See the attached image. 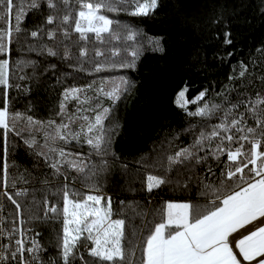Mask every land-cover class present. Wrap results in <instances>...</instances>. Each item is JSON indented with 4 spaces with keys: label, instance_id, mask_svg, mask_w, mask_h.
Segmentation results:
<instances>
[{
    "label": "snow or ice",
    "instance_id": "obj_1",
    "mask_svg": "<svg viewBox=\"0 0 264 264\" xmlns=\"http://www.w3.org/2000/svg\"><path fill=\"white\" fill-rule=\"evenodd\" d=\"M45 3L49 11L46 15L41 11L44 19L36 23L30 36L35 42L46 35L54 45L41 43L39 49L30 45L38 56L55 57L62 62L74 60L68 66L89 76L101 72L123 73L104 77V85L99 88H95L94 79L79 87H65L59 112L56 113L60 116L59 124L52 119L44 122L36 121L31 116L27 118L29 125L39 126L45 141L39 144L31 135L22 137L30 154L37 161L43 158L45 166L52 169L53 178L58 179L63 175L67 180L70 169L78 174V177H73V182L79 178L80 183L90 189V194H84L74 187L70 191L67 183L63 185L62 236L57 244L58 259L49 258L48 264H136V261L129 259V252L125 248L126 222L122 218H114L119 213L114 212L111 197L105 198L102 194L100 182L108 174V158L114 163L120 160L112 150L121 130V124L118 118L113 117V112L119 102L135 95L137 82L127 73L138 71L137 63L145 49L137 45L138 30L104 13L123 12L131 17L148 18L158 13L162 0H31L28 7L40 11ZM13 10L14 0H0V17L8 23L4 30H0V130L4 135L5 188L8 185V135L15 132L13 122L21 117L19 112L10 111L9 90L13 85L9 75L10 61L5 58L10 56L9 46L13 35L10 16ZM225 11L227 9L222 8L220 14L211 20L208 30L214 32L215 39L227 47L233 45L231 30L225 27L222 41L219 38V25L225 22ZM261 13L264 14V8ZM22 14L16 15L17 34L21 32ZM175 23L178 29L192 27L197 32L201 30V22L191 17L182 16ZM121 29L128 42L123 46L117 43ZM58 33L63 39L57 40ZM163 40V36L149 40L148 47L166 56L167 48ZM59 46L64 48L62 56L56 50ZM89 46L95 51L93 59L88 58ZM73 48L79 50V57L73 56ZM257 51L264 54V49ZM232 55L228 53L229 57ZM28 63L35 67V61ZM85 63L90 66L85 68ZM185 63L190 73L198 71L201 66L199 49H189ZM56 67L55 64H48L43 74L52 70L55 75ZM240 69L239 77H244L247 68L243 62ZM180 79L183 87L175 94V104L186 116L208 121L218 112L223 115L219 123L201 125L198 134L194 131L197 128L195 124L184 129V132L192 133V143L187 146L175 147L178 133L162 141L159 147L154 146L153 155L148 157L150 163H146L145 167L158 168L162 174H148L144 190L149 196H154L160 194L156 190H162L165 186L172 190L190 191L191 185L196 183L206 203L166 201L156 210L161 218L155 222L154 228L147 229L139 244L133 245L131 240L128 241L130 251L134 254L137 248L140 249L139 264H264V96L257 93L254 100L232 103L228 97L230 91L235 90L237 77L230 75L228 79L233 82L231 89H224L220 93L212 90L213 96L221 98L220 103L208 97V88L199 91L189 101L186 94L189 85L195 82L190 77L186 79L181 76ZM57 83H60L59 78ZM241 87H245L243 82ZM90 91L94 92L93 96L88 95ZM69 100L76 101L77 110L66 117V102ZM189 103L196 106L195 111L189 110ZM240 104H243L247 115L236 112ZM249 117L254 119L255 127L247 124ZM205 127H210L211 131H205ZM57 141L64 145L73 141L77 145L86 144L88 154L82 156L79 152H68L56 144ZM246 145H250V148ZM93 156L102 158V166L97 167L92 163ZM224 156L226 160L222 159ZM120 167L128 178V165L120 163ZM217 171L219 176L216 175ZM205 172L218 182L202 179L200 174ZM51 182L45 174L43 183L51 185ZM23 194L21 191H16L14 195L8 191L3 193L16 206L17 218L21 217L22 212L17 197ZM43 208L46 219L49 211L57 216L60 214L57 205H49L46 199ZM19 225L17 227L14 222L10 229L0 226V239L8 241L0 243V264H45L41 259L43 246L35 238L40 233L36 232L30 239L28 234L33 229L25 226L23 218L19 219Z\"/></svg>",
    "mask_w": 264,
    "mask_h": 264
},
{
    "label": "trees",
    "instance_id": "obj_2",
    "mask_svg": "<svg viewBox=\"0 0 264 264\" xmlns=\"http://www.w3.org/2000/svg\"><path fill=\"white\" fill-rule=\"evenodd\" d=\"M31 0H14V10L10 16V23L13 29L10 56L5 57L10 61V79L13 87L10 88V111L19 112L21 117L15 120V132L8 135V185L7 188L22 187L26 193L17 198L21 204V218L26 223L38 231L41 235V245L43 246V260L48 264L49 258L58 259L57 244L62 236V207H63V185L71 183L73 177L78 174L73 170H68L67 180L61 175L58 179L51 176L52 169L46 167L43 158H37L27 150L24 139L29 135L33 136L39 144H44V134L38 125H29L27 118L31 116L36 121L55 120L60 123L59 104L62 99V92L65 87L82 86L95 80V87L98 82L104 85V77L109 75H119L123 73H93L92 76L84 72L74 71L68 66L75 61L62 62L55 57L38 56L31 48L14 45L18 34L15 32L16 15H21L20 27L26 17L35 10L28 7ZM46 4V3H45ZM226 8L224 21L219 25V38L223 39L225 27L231 30L233 45L225 47L215 39V33L208 30L211 20L220 14V10ZM264 0H162V7L156 15L148 18H136L126 13L113 14L104 13L109 18L118 20L121 24L130 25L138 30L136 37L137 45H142L145 49L137 63V72H128L132 79L137 82L135 95L119 102L113 112V117L118 118L121 130L116 137L112 150L120 158L119 162L109 163L117 168L120 163L128 165V169L143 175L162 174L158 168L145 167L150 163L148 157L153 155V147H159L162 141L170 139L173 133H178L175 147L187 146L192 143V133L183 130L190 124L197 125L194 130L196 134L200 131L201 125H211L220 122L223 113H216L210 120L203 121L200 117H188L176 106L175 94L183 87L181 76L194 81L189 85L186 98L191 101L199 91L208 88V97L220 103L221 98L213 96L224 89H231L233 82L229 81L230 75L237 77L234 87L230 91L228 99L232 103L240 100L247 101L255 99L257 93L264 96V54L258 49H264ZM238 13V15H233ZM182 16L191 17L201 22V30L197 32L192 27L177 28L175 21ZM8 23L0 17V30H4ZM163 36V43L167 48V55L162 56L158 52H153L148 47V41ZM123 46L126 41L123 30H120V40L117 41ZM191 48L200 51V67L198 71H189L187 64V52ZM64 51V50H63ZM61 52V56L63 55ZM74 57H79V50L71 49ZM231 52L233 55L228 56ZM110 55V53H108ZM88 58H95V51L89 46ZM29 61H35V67ZM247 68L244 77H239L240 64ZM48 64H55L56 74L48 70L43 74ZM90 65L84 64L85 68ZM235 69V72H234ZM24 77V79H21ZM59 78L60 83H57ZM42 81L38 83L37 81ZM243 82L245 87H241ZM19 85V87H16ZM179 86V87H178ZM30 89V90H29ZM243 93L238 96L237 93ZM2 99V94H0ZM73 102H66V117L73 115ZM2 106V105H0ZM104 106H108L105 103ZM190 111H195L196 106L189 103ZM237 113H246L243 104L236 109ZM247 124L255 127L254 119L248 118ZM107 123V122H106ZM205 131H211L210 127H205ZM15 133H20L16 135ZM56 144L64 147L63 143L57 141ZM250 148V145H246ZM174 149H169L173 151ZM226 160V156L222 157ZM139 161V163H138ZM4 135L0 130V188L4 187ZM139 170V171H137ZM45 174L51 179V185L43 183ZM175 175V174H173ZM202 179L212 180L217 183L211 174H200ZM219 176V172L216 173ZM174 187V185H173ZM69 185V190H72ZM75 188V187H74ZM76 189V188H75ZM78 190V189H77ZM82 192L81 190H79ZM159 191V195L135 196L129 193H122L111 198L114 212L119 213L117 217L126 222L125 248L129 252V259L139 264L141 252L137 248L135 253H131V246L138 245L141 237L149 227L154 228L161 216L157 213L162 205L171 200L172 202H190L204 204L206 200L197 190L196 183L191 185L190 191L172 190L165 186ZM86 194L85 192H82ZM49 205L55 204L60 210L59 216L47 213L45 218L43 208L44 200ZM151 201V203H149ZM15 215V207H11ZM31 212V215H29ZM133 231L136 235L133 236ZM83 251V249H81ZM87 258V253L84 252ZM90 259V258H89Z\"/></svg>",
    "mask_w": 264,
    "mask_h": 264
},
{
    "label": "rangeland",
    "instance_id": "obj_3",
    "mask_svg": "<svg viewBox=\"0 0 264 264\" xmlns=\"http://www.w3.org/2000/svg\"><path fill=\"white\" fill-rule=\"evenodd\" d=\"M59 2V0H58ZM78 8V5H76ZM41 11L46 15L48 13V9L46 7V4H44L43 8L40 11H33L30 13L24 23L21 25V32L18 34L17 39L14 42L15 47L20 48V47H27L31 48L30 45H34L37 49H39L40 44L44 43L49 46L54 45L53 41H48L47 36L44 35L41 39L37 41H33L31 36H30V31L34 29L35 25L37 22H40L44 19V15H41ZM63 39L62 36L57 34V40ZM60 55L61 52L64 50L62 46L57 47L56 49ZM97 87L99 88L102 86V82H98ZM89 96H93L94 92H89ZM67 102H73L74 105L72 106L73 108V114L76 113L77 110V103L74 100H69ZM82 107H87V105H82ZM82 115H92V113H81ZM63 143V142H61ZM64 145V144H63ZM64 148L68 152H79L82 156H87L88 154V146L86 144L82 145H77L75 141H73L71 144L64 145ZM102 158L100 157H95L93 156L91 158V161L93 164H96L97 167L102 166L100 161ZM108 174L105 178H103L100 182V187L102 194L107 197H116L117 195H122V193H129L135 196H143L147 194V191L144 190L145 188V181H146V175H143L138 172H134L128 169V178L125 177V175L122 172L121 167L117 168L116 166H113L111 164H108ZM78 177V176H77ZM80 181L79 178L76 179V181ZM135 181L134 183L132 181ZM76 181L71 183H68L70 186L75 187L74 184L76 185ZM78 185H81L85 188L84 185H82L80 182H77ZM76 188V187H75ZM78 189V188H76ZM87 189V187H86ZM112 189V190H111ZM80 190V189H78ZM90 190V189H88ZM83 192V191H82ZM182 201H178L177 203H180Z\"/></svg>",
    "mask_w": 264,
    "mask_h": 264
},
{
    "label": "built area",
    "instance_id": "obj_4",
    "mask_svg": "<svg viewBox=\"0 0 264 264\" xmlns=\"http://www.w3.org/2000/svg\"><path fill=\"white\" fill-rule=\"evenodd\" d=\"M4 191H8L10 194H13L16 192V191H21L23 192L24 194L26 193V189L25 188H22V187H12V188H5V187H2L0 188V226H3L5 229H10L12 224L15 222L17 227H20L19 225V218H17L11 207H15L16 206L14 204L11 203V201H8L7 200V197H5L3 195ZM23 194V195H24ZM22 195V196H23ZM19 198V197H17ZM25 226H29L26 221H25ZM31 227V226H30ZM33 229V231L29 232V238L31 239L33 236H35V233L38 232L36 231L33 227H31ZM243 231V230H241ZM40 237L41 235L35 237L39 243L41 244V240H40ZM8 241L7 240H2L0 239V243H7ZM41 259H43V251L41 253Z\"/></svg>",
    "mask_w": 264,
    "mask_h": 264
},
{
    "label": "crops",
    "instance_id": "obj_5",
    "mask_svg": "<svg viewBox=\"0 0 264 264\" xmlns=\"http://www.w3.org/2000/svg\"><path fill=\"white\" fill-rule=\"evenodd\" d=\"M77 182H80V181H76V185L74 184V186L76 187V188H78V189H80L81 191H83V192H85L86 194H90V190H88L89 188L87 187V189H86V187L84 188L83 186H81V185H78V183ZM112 190V189H111ZM136 195V194H135Z\"/></svg>",
    "mask_w": 264,
    "mask_h": 264
}]
</instances>
